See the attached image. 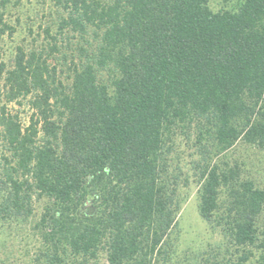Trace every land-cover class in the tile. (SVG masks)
Wrapping results in <instances>:
<instances>
[{"label":"trees","instance_id":"16d2710c","mask_svg":"<svg viewBox=\"0 0 264 264\" xmlns=\"http://www.w3.org/2000/svg\"><path fill=\"white\" fill-rule=\"evenodd\" d=\"M51 2L47 49L19 46L0 67V217L25 223L43 203L36 264H169L180 137L226 243L212 264H264V166L236 154L264 165V0ZM25 102L23 124L10 106Z\"/></svg>","mask_w":264,"mask_h":264},{"label":"rangeland","instance_id":"374dc122","mask_svg":"<svg viewBox=\"0 0 264 264\" xmlns=\"http://www.w3.org/2000/svg\"><path fill=\"white\" fill-rule=\"evenodd\" d=\"M1 2L2 0L0 11L5 10V20L11 30H6L0 36V67L5 64L8 68L12 65L19 46L26 50L43 47L47 49L48 39L45 38L44 29L51 27L55 33L57 14L53 11L51 0H23L19 6H15L14 1L10 0L6 8ZM233 2L234 0H209L214 11L223 7L230 8ZM60 49L63 53H69L70 57V50L65 45ZM53 57H56L57 62L65 69L64 56L56 53ZM1 85L0 80V90ZM10 109L19 114L23 124L28 123L31 112L27 102L23 106H10ZM177 150L180 159L178 162L183 177L188 178V183L182 184L179 189L180 212L177 216L178 225L171 233L173 254L169 264H212L215 257H223L226 243L222 234L213 230L199 212L200 186L194 174V163L198 161L199 156L195 148H192L191 143L184 137H180ZM236 154L237 157L248 161L251 171L258 172L263 169L264 165L259 164L262 157L245 150H239ZM258 177L264 181V170ZM35 208V217L25 223H9L0 217V264H36L35 255L40 242L34 225L42 213L43 203H36ZM96 264H107L105 256Z\"/></svg>","mask_w":264,"mask_h":264}]
</instances>
